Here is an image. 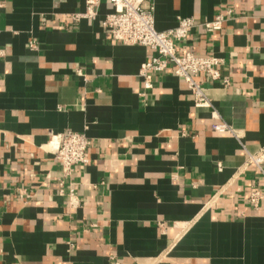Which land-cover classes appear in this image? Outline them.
Returning a JSON list of instances; mask_svg holds the SVG:
<instances>
[{
    "label": "crops",
    "instance_id": "1",
    "mask_svg": "<svg viewBox=\"0 0 264 264\" xmlns=\"http://www.w3.org/2000/svg\"><path fill=\"white\" fill-rule=\"evenodd\" d=\"M153 2L159 31L225 16L176 44L223 61L211 108L171 71L144 87L156 52L111 37L108 0H0V264H264V0ZM67 130L92 140L69 179Z\"/></svg>",
    "mask_w": 264,
    "mask_h": 264
},
{
    "label": "built area",
    "instance_id": "2",
    "mask_svg": "<svg viewBox=\"0 0 264 264\" xmlns=\"http://www.w3.org/2000/svg\"><path fill=\"white\" fill-rule=\"evenodd\" d=\"M112 5V11L103 19V27L110 33L111 37L127 45H141L149 47L156 55L146 61L140 76L144 87L151 88L153 74L163 71H171L174 75L184 79L188 90L192 93L196 107H212L208 99L203 81L198 79L200 74H205L210 80H220L221 72L219 66L223 61L215 55H200L193 52L179 54L177 43L188 39L190 33L203 28L208 33L220 30L225 21V16L217 15L212 20L198 22L193 17H179L178 25L174 28L159 31L155 26L154 0H108ZM102 0H85V12L75 13L74 19L81 17L93 18L98 15ZM0 55L3 52L0 50ZM80 76H84L78 70ZM228 85V80H225ZM213 129L219 132L230 131L238 137L225 122L216 123ZM92 140L84 133L67 130L60 134L59 147L55 154L57 161L62 166L65 179H69L76 166L89 162L88 151ZM255 165L264 175V152L250 154L248 165ZM70 199H75L73 188L69 191ZM249 201L258 207L264 202V192L254 189ZM118 264V263H117Z\"/></svg>",
    "mask_w": 264,
    "mask_h": 264
}]
</instances>
